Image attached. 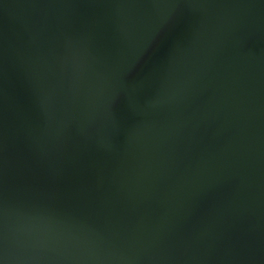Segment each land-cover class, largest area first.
Listing matches in <instances>:
<instances>
[{
    "label": "water",
    "instance_id": "water-1",
    "mask_svg": "<svg viewBox=\"0 0 264 264\" xmlns=\"http://www.w3.org/2000/svg\"><path fill=\"white\" fill-rule=\"evenodd\" d=\"M0 264H264V0H0Z\"/></svg>",
    "mask_w": 264,
    "mask_h": 264
}]
</instances>
